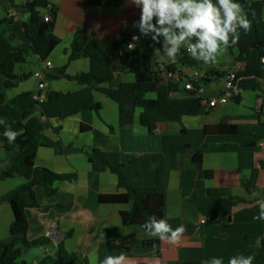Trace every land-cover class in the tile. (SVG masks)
<instances>
[{
    "label": "crops",
    "instance_id": "obj_1",
    "mask_svg": "<svg viewBox=\"0 0 264 264\" xmlns=\"http://www.w3.org/2000/svg\"><path fill=\"white\" fill-rule=\"evenodd\" d=\"M30 1H35L41 16L51 8L56 9L55 16L50 15V22L51 30L60 38V43L47 57L51 67L44 71L43 77L33 75L42 61L37 54H30L25 62L17 64L15 73L26 77L8 89L6 97L8 100L16 99L14 115L23 120L28 131L61 141L63 146L71 144L82 151L65 152L50 144L38 148L34 167H46L58 173H76L77 179L56 183L58 191L52 198L46 195L43 187H34V198L40 205L69 203L70 207L65 211L26 208L29 223L27 239L44 236L49 238V242L26 248L22 259L27 264H62L57 259V244L63 240L67 251L77 255L79 264H90L89 256L93 253L95 264H103L108 256L119 255L125 257L124 264H211L214 258L225 261L237 252V256H254L253 264H264V257L257 260L264 222L254 219L260 212L259 201L264 199V140L250 141L253 134L264 133V80H259L260 88L255 91L241 88L239 102H218L214 107L204 104L199 115L184 116L181 121L152 111L157 125L153 134H149L140 123L141 108L136 109L133 124L120 127L119 108L115 101L102 92L91 90L88 85L56 77L62 70L70 75L89 70V60L83 55L69 61L70 44L77 32L85 43L123 34L138 35L140 39L136 46L154 61L172 63L163 50L162 38L157 43L133 26L140 18V9L131 0H126L122 7L91 5L88 0H0V20H9L0 23V32L17 47L30 45L24 31L29 13L16 9ZM246 1L244 11L251 27L248 31L238 28L240 41L254 40L255 23L264 20V0ZM239 54L238 48H228L214 64L182 66L179 71L201 89L200 97L213 99L221 93L226 73L243 68V63L236 60ZM251 57L257 60L258 53L253 50ZM112 67L115 73L113 87L135 79L134 74L120 69L118 57L112 58ZM195 70L200 72L199 77L193 75ZM51 91L64 95L56 101H49ZM90 93L98 113L85 110L61 118V109ZM185 94L182 81L180 90L174 95L182 97ZM24 112L30 114L23 118ZM222 119L232 127L231 132L226 135L206 133L207 126H214ZM83 124L90 126L91 130L82 131ZM110 126L114 127L113 132ZM182 126L188 130L186 140L200 144L204 153L201 159L195 158L192 152L180 157L169 156L163 219L173 229L184 225L187 231L176 244L159 239L158 246L139 247L134 242L150 237L146 235L143 223H125L122 213L130 210L131 203L104 204L99 201L100 194L125 192V189L118 186L117 177L111 171H94L85 152L96 148L104 150L113 164H125L124 172L128 177L139 175L135 185L152 186L155 184V172L143 170L140 160L135 159L146 153L161 152L162 136L178 133ZM16 153L0 145V170L6 168ZM255 168L258 169L256 189L249 194L241 181L249 178ZM189 170L194 171L192 178L187 177ZM27 183L28 180L21 175L0 174V240L4 242L12 239L10 225L14 220L8 197ZM211 188L224 196H238L246 201L230 204L222 196L208 195ZM22 197L27 203L32 201L29 192H22ZM68 232L70 235L65 236ZM245 234L255 237L247 239ZM50 243L52 245H48ZM2 253L0 248V255Z\"/></svg>",
    "mask_w": 264,
    "mask_h": 264
},
{
    "label": "trees",
    "instance_id": "obj_2",
    "mask_svg": "<svg viewBox=\"0 0 264 264\" xmlns=\"http://www.w3.org/2000/svg\"><path fill=\"white\" fill-rule=\"evenodd\" d=\"M246 9V0H235ZM126 0H88V3L96 6L122 7ZM29 13V19L24 24V31L29 39L30 45L25 48L13 45L0 32V118L5 119L0 123V145L9 151H16L11 156L9 164L0 174L6 176L21 175L28 180V183L20 190L14 191L8 201L14 212V220L10 225L11 241L0 240V248L3 249L0 255V264H27L22 259L23 248L43 246L49 242L47 237H39L33 240L27 239L29 228L26 216L27 207H35L41 211L50 208L65 211L70 205L51 204L40 205L34 198V187L44 188L46 195L52 198L58 191L56 183L74 181L77 179L76 173H58L46 167H34L33 161L40 146L52 145L65 152L82 151L73 148L71 144L63 146L61 141H53L49 137L30 132L26 129L23 120H18L14 111L16 110V99L8 100L6 91L17 85L26 75H17L15 66L27 60L30 54H37L41 60H46L51 51L60 43V38L53 34L51 30L52 22L44 21L43 16L36 9L35 1L27 2L22 7H16ZM50 15L55 16L56 9H50ZM8 19L0 20V23L7 22ZM255 39L251 41H240L237 45L229 47L238 48L240 54L236 60L243 63V68L237 70L242 77L240 87L242 89L257 90L260 88L259 80H264V20L255 23ZM131 36L123 34L117 38L92 39L85 43L80 39L78 32L75 34L70 44L69 61L77 59L80 55L88 58L89 70L84 73L70 75L63 70L56 75L58 78L75 80L80 84L88 85L91 90L104 93L108 98L118 104L119 126L124 127L134 122L135 111L142 109L140 113V123L147 128L149 134L156 130V122L152 118L151 112L156 111L166 117L181 121L184 116H197L204 108V98L196 96L195 90H186L182 97L175 96L174 93L180 90L182 81L186 79L179 68L182 66L198 67L203 62L193 60L186 50L181 49L175 63H158L150 55L145 53L139 46L133 50L128 49ZM258 53V59L253 60L251 52ZM119 58V66L122 71L134 74L133 81L120 82L116 87L112 86L115 80V73L112 67V58ZM221 73V72H217ZM107 84V86H103ZM185 88V87H184ZM154 95L150 97L149 95ZM64 94L62 92L51 91L48 94L49 101H56ZM234 101L239 102L240 96L234 97ZM85 110H94L98 113L93 96L90 93L87 97L60 110L61 118L69 117ZM30 112H24L23 118ZM11 129L19 133L15 141L8 142L4 132ZM91 127L82 125V131H89ZM111 132L114 127L110 126ZM232 131V127L226 119H222L214 126H207V134L226 135ZM188 130L182 126L178 133H169L162 136V151L159 153H146L140 160L143 170L155 172V184L152 186L135 185L139 175L128 177L124 172L125 164L115 165L111 162L108 153L96 148L86 151L88 161L96 172L109 170L117 177L118 186L125 189V192L100 194L99 201L104 204H129V211H123L122 215L125 223L141 222L145 224L150 217L163 219L165 206V172L168 167L170 155L182 156L184 153L192 152L195 158L201 159L204 153L203 147L197 143H190L186 140ZM264 140V133L253 134L251 142ZM264 163V161H263ZM180 164V161H179ZM194 171L189 170L187 177L192 178ZM258 169H253L249 178L242 179L241 184L247 193L252 194L256 189ZM29 192L32 201L27 203L22 197V192ZM208 195L222 196L230 204H237L246 201L238 196H224L216 189H208ZM264 222V220H263ZM70 232L65 236H69ZM261 247L257 260L264 257V230L261 234ZM247 239L255 236L245 234ZM139 247H153L159 245L158 238H148L134 242ZM57 259L62 264H79V259L75 253H70L64 246L63 240L57 244ZM239 252L231 255L237 256ZM228 257L224 264H227ZM138 264H150L141 262ZM256 264V263H254Z\"/></svg>",
    "mask_w": 264,
    "mask_h": 264
},
{
    "label": "clouds",
    "instance_id": "obj_3",
    "mask_svg": "<svg viewBox=\"0 0 264 264\" xmlns=\"http://www.w3.org/2000/svg\"><path fill=\"white\" fill-rule=\"evenodd\" d=\"M131 3L140 9V18L133 26L157 43L162 38L163 50L172 63L184 49L193 60L214 64L229 47L238 44V28L248 31L251 27L243 5L235 0H131ZM139 39L133 36V41ZM135 46L129 43L128 49L131 51ZM4 121L0 118V123ZM4 135L12 143L19 133L9 128ZM259 208L254 219L264 220V199L259 201ZM144 228L148 237L172 244L178 243L187 231L184 225L173 229L165 219L155 216L149 218ZM254 259V256H232L227 264H253ZM95 260L93 253L89 256L90 264H95ZM124 261L123 255L108 256L103 264H124ZM211 264H224V261L214 258Z\"/></svg>",
    "mask_w": 264,
    "mask_h": 264
},
{
    "label": "built area",
    "instance_id": "obj_4",
    "mask_svg": "<svg viewBox=\"0 0 264 264\" xmlns=\"http://www.w3.org/2000/svg\"><path fill=\"white\" fill-rule=\"evenodd\" d=\"M43 19L46 22L50 21L51 20L50 12H47V14L43 16ZM134 36H138V35H134ZM136 42L137 41H133V36H131L130 43H134L136 45ZM150 44H153V43H150ZM50 67H51V61H49L48 59L42 60L41 65L37 69L34 70L33 75L37 77H43L44 71ZM193 75L195 77H199L200 72L195 70L193 72ZM241 80H242V77L238 75L237 70H231L227 72L224 78V87L221 93L218 94L213 99L205 100L203 104H208L209 106L214 107L217 105L218 102L227 103L229 101H234V97L238 96L241 90V87H240ZM40 86H43V84H40ZM184 87L187 90H195L196 96L200 97L201 89L198 88L196 85H194L192 80L186 78L184 80Z\"/></svg>",
    "mask_w": 264,
    "mask_h": 264
},
{
    "label": "water",
    "instance_id": "obj_5",
    "mask_svg": "<svg viewBox=\"0 0 264 264\" xmlns=\"http://www.w3.org/2000/svg\"><path fill=\"white\" fill-rule=\"evenodd\" d=\"M48 245H52V243L48 244ZM26 248H23V252H25Z\"/></svg>",
    "mask_w": 264,
    "mask_h": 264
}]
</instances>
